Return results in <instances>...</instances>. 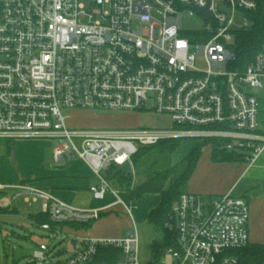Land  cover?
<instances>
[{
    "label": "built area",
    "instance_id": "built-area-1",
    "mask_svg": "<svg viewBox=\"0 0 264 264\" xmlns=\"http://www.w3.org/2000/svg\"><path fill=\"white\" fill-rule=\"evenodd\" d=\"M259 0H0V141L56 140V161L84 162L99 181L95 199L116 202L79 209L33 184L0 185L29 207L38 202L57 226L91 224L107 209L132 208L104 175L131 163L139 148L163 141H218L228 152H264L255 89L263 86L264 44L244 71L231 69L235 34L250 23ZM207 8L212 18L192 7ZM201 15L202 34H185L183 13ZM205 63V68L198 61ZM249 90V91H247ZM64 109L140 113L171 119L172 128L70 129ZM134 174V166L133 172ZM178 212V225L176 221ZM250 205L231 194L218 198L185 193L167 225L176 246L160 264H240L250 245ZM60 235L57 227H40ZM100 248L122 251L121 264H143L137 227L124 239L88 238L64 264L93 261ZM37 264L55 263L50 246L33 251ZM164 260V259H163Z\"/></svg>",
    "mask_w": 264,
    "mask_h": 264
},
{
    "label": "crops",
    "instance_id": "crops-1",
    "mask_svg": "<svg viewBox=\"0 0 264 264\" xmlns=\"http://www.w3.org/2000/svg\"><path fill=\"white\" fill-rule=\"evenodd\" d=\"M257 99L259 104L258 132L264 136V80L263 86L257 94ZM129 115L133 114L127 113L126 116L119 118L125 119L130 117ZM137 125L134 124L135 127H138ZM34 143L33 140L0 141V185L33 184L50 192L55 198L79 209H103L116 202V198L112 194H108L104 200L94 198L90 188L99 186L100 181L84 162L76 159L69 172H64L65 166L72 163L74 159L64 163L57 162L54 154L56 148L53 147L52 157L55 160L52 163L49 154ZM200 143L199 141L182 147L183 144L180 145L178 150L182 148L183 151L182 168L177 171L178 167L175 164L172 166L174 167V181L184 175L188 168L186 160ZM25 165L28 167L26 168ZM110 182L120 191L124 202H130L133 206L135 218L126 212L123 205H116L104 211L99 220L90 224V228H83L87 224H79L78 228L70 226L59 228L60 235L58 237L63 238L65 235L71 237L73 239L72 246L79 248L73 256L84 248V240L88 238L124 239L133 231L135 226L140 227L142 231L146 226L150 227L149 215L161 203V196L159 194H146L141 199L134 200L128 192L120 189L115 182L112 180ZM187 192L209 198L231 194L247 199L251 212L250 245H264V152L253 164L248 162L216 163L212 160V147H205L197 168L188 182ZM17 199L21 198H14L13 191L0 192V217L23 215V210L13 205ZM39 203L41 204L38 202L30 208H34ZM37 213L33 212L25 216L32 226H36V224L30 219V216L43 212ZM17 229L24 231L25 228ZM25 240L27 239L25 238ZM37 248L38 244L36 243L34 250ZM58 262L64 264L61 261ZM123 262L122 255L117 264Z\"/></svg>",
    "mask_w": 264,
    "mask_h": 264
},
{
    "label": "rangeland",
    "instance_id": "rangeland-1",
    "mask_svg": "<svg viewBox=\"0 0 264 264\" xmlns=\"http://www.w3.org/2000/svg\"><path fill=\"white\" fill-rule=\"evenodd\" d=\"M212 24V22H205L201 15L197 14L191 17L188 12L183 13L182 28L185 34L199 33L202 34L206 31V26ZM235 44V39L231 43ZM199 66L205 68V63L198 61ZM249 91V90H247ZM63 113L69 116L68 125L70 129H83V130H121V129H166L172 128L173 124L171 119L167 116L155 115L153 112L144 110L140 113H132L125 119H120V116H126L127 113H100L86 110H69L64 109ZM128 116V115H127ZM134 124H138L135 127ZM11 141V140H8ZM40 148L44 149L49 154V159L53 163V147L57 149L56 140H33ZM199 142L197 139H186L182 141V146L186 144H195ZM56 149L54 154L56 153ZM160 148L148 155L140 164V169H136L134 166V174L132 175L133 184L132 190L138 186L145 184L149 178L153 176L152 172L165 171L170 166H177L179 171L182 168L183 151L182 148L176 153H160ZM72 163H68L65 166L64 172H69L72 165L75 164L76 158H73ZM54 167V164H52ZM25 167L27 168L28 165ZM27 170V169H25ZM109 180L111 172L104 174ZM125 203L132 208V215L135 218V211L130 202ZM14 206L20 207L23 210V215L15 216H1L0 217V264H37L33 259V250L41 243H46L50 246L53 255L57 256V261L62 263L67 262L73 257L74 252L79 248L72 246V238L65 235L63 238L58 237L56 233L44 231L39 227L32 226L26 215L33 212H43L42 205L39 203L34 208H30L23 198L17 199L13 203ZM21 210V211H22ZM37 213V214H38ZM25 214V215H24ZM138 225V224H137ZM24 227V231L17 228ZM137 227V226H136ZM15 228V229H13ZM140 238V260L143 264H149L152 262L151 246L153 244H161L163 242V235L150 225L144 228V231L137 227ZM33 235H30V234ZM22 236L24 238H19ZM25 238L27 240H25ZM31 239V240H30ZM37 240V241H36ZM36 241V242H35ZM169 261L166 257L163 263Z\"/></svg>",
    "mask_w": 264,
    "mask_h": 264
},
{
    "label": "trees",
    "instance_id": "trees-1",
    "mask_svg": "<svg viewBox=\"0 0 264 264\" xmlns=\"http://www.w3.org/2000/svg\"><path fill=\"white\" fill-rule=\"evenodd\" d=\"M245 15L250 23V28L235 34V44L232 47L237 59L231 69H239L240 71L246 70L253 63L264 44V0H259L256 11L246 12ZM182 141L169 140L160 142L155 146L139 148L138 153L133 158L135 168L137 170L140 169L141 162L158 148H160V153L162 154H174L182 144ZM208 146L212 147V160L216 163L247 162L246 156L248 153H244L245 151L228 152L221 148V143L218 141H205L201 142L187 158L188 168L184 175L176 181L173 180L174 167L172 166L162 172H152L153 176L145 184L133 190L132 175L127 178L114 170L109 176L120 189L128 192L134 200H139L146 194H159L161 196V203L149 215V224L162 233L163 242L152 245V262L149 264L162 263L165 252L176 246V232L170 230L167 225L171 222L175 205L179 202L181 196L187 193L188 182L197 168L203 149ZM30 219L39 228L42 225L49 224L53 230L63 226L78 228L79 225L77 223L54 225L50 221L49 215L44 213L30 216ZM90 227V224L83 226V228ZM236 254L239 257L240 264H264V245H249L247 248L237 251ZM122 255V251L118 249L100 248L95 258V264H117Z\"/></svg>",
    "mask_w": 264,
    "mask_h": 264
},
{
    "label": "water",
    "instance_id": "water-1",
    "mask_svg": "<svg viewBox=\"0 0 264 264\" xmlns=\"http://www.w3.org/2000/svg\"><path fill=\"white\" fill-rule=\"evenodd\" d=\"M192 9L198 11V12L201 13V14H203L206 20H209V19L212 18V14L208 11L207 8H205V9H200V8H197V7H194V6H193ZM259 91H260V89H255V90H254V93H255V94H258ZM115 172H116V173H120V174L126 176L127 178H129V177L132 175V172H133V166H132L131 163H127V164L124 165V166H115ZM178 219H179V218H178V212H176V221H177V225H178ZM92 262H93V261H90V262H88V263H84V264H91ZM48 264H57V263H55L54 260L51 259V260L49 261Z\"/></svg>",
    "mask_w": 264,
    "mask_h": 264
}]
</instances>
